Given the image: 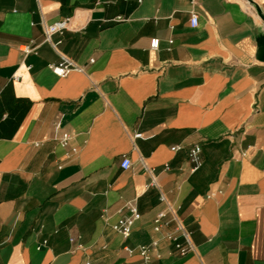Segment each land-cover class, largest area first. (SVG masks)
<instances>
[{
	"label": "crops",
	"instance_id": "0c3cea01",
	"mask_svg": "<svg viewBox=\"0 0 264 264\" xmlns=\"http://www.w3.org/2000/svg\"><path fill=\"white\" fill-rule=\"evenodd\" d=\"M258 12L264 0H0V264H144L152 241L149 264H264ZM64 19L53 47L43 26ZM63 58L82 70L54 74Z\"/></svg>",
	"mask_w": 264,
	"mask_h": 264
},
{
	"label": "built area",
	"instance_id": "2783aa9c",
	"mask_svg": "<svg viewBox=\"0 0 264 264\" xmlns=\"http://www.w3.org/2000/svg\"><path fill=\"white\" fill-rule=\"evenodd\" d=\"M191 3H195L197 0H189ZM198 22V15L194 12L190 13V25L191 26H196ZM69 29V21L64 19V20H59L50 24H46L43 26V32H44V41L49 42L52 44L54 47L56 43H53L51 41V36L54 33H62L64 30ZM159 45V39L158 38H152L149 41V48L151 50H156ZM19 49L24 53V55L30 54V53H37V45H32V44H24L19 47ZM28 66H25V69H28ZM51 69L54 74L56 75H64L69 71H81L82 68L78 66L77 64L63 58L59 63L51 65ZM12 80L18 81L20 79V75L15 72L12 77ZM140 133L134 134V137L140 136ZM68 139L66 137H63L60 139L59 143L62 146L67 145ZM180 147L177 146L175 149H179ZM198 148L194 147L190 150V156L193 157L195 161H197V154H198ZM131 165V161L128 157H123L121 162H120V167L123 169H127ZM126 207L129 209L130 214L126 218H124L119 224L114 226V229L122 236L126 237L129 234V231L131 229V226L133 225L134 221L138 219L139 215L135 209V206L132 202L126 203ZM165 215L164 212H159L156 217L154 218V230H158V224L162 217ZM177 229L180 231L182 237L185 240V244L182 245L177 241L175 237H170L174 241L175 247L178 249L180 254H185L187 251H189L192 247L190 241H189V232L186 231L183 227L179 225ZM71 242L74 240L73 238L69 239ZM46 244V240H43L42 243L38 246H36V249H40V247L44 246ZM156 245L155 241H152L150 243V246L148 245H140L138 247V254L143 260L144 264H149L151 255L149 254V248L153 247ZM127 252H132V249L125 247ZM83 264H88V262H85Z\"/></svg>",
	"mask_w": 264,
	"mask_h": 264
},
{
	"label": "water",
	"instance_id": "95a60500",
	"mask_svg": "<svg viewBox=\"0 0 264 264\" xmlns=\"http://www.w3.org/2000/svg\"><path fill=\"white\" fill-rule=\"evenodd\" d=\"M258 13H259V16H260L261 20L264 21V15H262L260 12H258ZM259 42H260V45H261L260 56H261V58H264V35H262L260 37Z\"/></svg>",
	"mask_w": 264,
	"mask_h": 264
}]
</instances>
